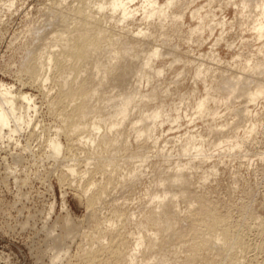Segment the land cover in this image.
I'll return each instance as SVG.
<instances>
[{
	"label": "bare ground",
	"instance_id": "bare-ground-1",
	"mask_svg": "<svg viewBox=\"0 0 264 264\" xmlns=\"http://www.w3.org/2000/svg\"><path fill=\"white\" fill-rule=\"evenodd\" d=\"M48 3L36 17L26 16L15 48L18 78L37 85L55 120L52 133L41 129L40 148L62 189L60 217L53 220V197L39 223L35 215L21 222L38 238L35 264H192L179 257L197 243L220 254L234 245L246 254L251 244L230 223L231 205L206 199L221 175L217 163L207 162L213 153L242 152L241 167L251 168L249 150L264 162V0ZM37 112L32 95L0 82V144L19 143L21 133L38 127ZM232 171L231 196L240 185L251 194L248 177ZM8 173L17 185L16 172ZM44 181L53 191L50 178ZM64 186L84 202L81 219L68 209ZM139 187L130 209L127 196ZM246 218L261 240L252 246L264 256V217L253 207ZM200 228L214 231L213 239L201 237Z\"/></svg>",
	"mask_w": 264,
	"mask_h": 264
},
{
	"label": "rangeland",
	"instance_id": "rangeland-1",
	"mask_svg": "<svg viewBox=\"0 0 264 264\" xmlns=\"http://www.w3.org/2000/svg\"><path fill=\"white\" fill-rule=\"evenodd\" d=\"M48 2H51V0H16L14 6L15 8L13 7L7 11L3 7V4H5V0H0V82L7 84L9 86H13L14 89H16L17 91L28 93L34 97V100L38 108V112H37L38 115L34 117L35 121H33V123L35 125L37 124L39 125L38 127L36 126L34 127L33 124L32 127L34 128H30L29 130L25 131V133L23 132L24 134L21 133L20 136L17 137L19 143H15L16 145L14 144V142H10V143L5 142L4 144L6 145L7 148L6 149L5 147H3L5 146L4 144L3 145L0 144V264H35V260L33 256L37 252L36 244L38 242L37 240L38 238L35 237L34 235L35 231H33L32 228H30L29 226H28L29 229L26 228L25 230L23 229L24 231H22L20 227L21 222L28 215H35L36 218L34 217V222L39 223V220H37L40 218L39 211L43 212L45 209H47L49 203H51V201L54 200L53 197L55 198V213L53 215V220L57 217H60L62 214L60 210L61 209L60 197H61L62 189L60 188L56 180L53 177H51V175H48V171L51 168L52 162L51 161L43 162L41 156V148L43 147L42 145L44 142L42 141L41 143V140H44L46 138L45 137L46 134H44L43 136L42 135L43 132H41L42 134H40V131L43 130L44 133L47 132L49 133L50 130L53 131L54 130L53 127L55 126V120L53 116L47 113L48 109L46 107V99L44 98L45 96L39 92V90L37 89V85L31 86L28 83L26 84L25 81H27L26 80L27 78L23 77L25 79L23 78L19 79L18 78L19 76H17L16 74V70L18 68L17 62L20 58V53L17 50H15V48L17 42L20 40L19 33L24 28V25L26 24L28 17H30L31 15L32 17H36L37 14L36 11H38L39 9H43L45 5L49 4ZM224 14H226V16L232 15L231 9L230 8L226 9L224 11ZM230 36L235 40H237V34L233 30L230 32ZM208 43L209 42L207 41V43L203 44L202 48L204 50H206V47H208L207 45ZM218 52L223 54L225 60L230 59V55H229L230 53L229 51L226 50V48L223 45H220L218 47ZM183 127L186 128V125L184 124L181 130H184ZM34 129L35 130L38 129L39 131L37 130L36 132ZM47 129L49 131L46 132L45 130ZM197 129L201 130L200 123H197ZM33 130L34 132H36L35 133L36 135L34 133L32 134ZM30 134L32 135L30 136ZM38 137L40 139H38ZM253 138H258V137H256L255 135L252 136L251 138L252 142L254 140ZM25 146L28 147L26 149L27 152L23 150ZM1 147L5 149L3 150ZM261 150L264 151V149L260 148V151ZM248 152L249 155L251 156V162L253 163V164L251 163L252 165L251 168L250 167L246 168L245 166L241 167L240 163L244 162L242 158V155L244 153L242 152H239V154L238 152H233V154L232 153L223 154V156H221L222 154H218V153L212 154V158L207 162V164L210 166L212 164L217 163L221 175L219 174L220 176L217 178L216 183H212L211 185H208L205 191V196L206 199L210 201L213 205L215 204L216 206H221L227 202L231 205L230 212H232L231 214H233L234 212L235 213L232 215V220L230 223H234L235 221L234 224L236 226L246 231L244 232L243 239L245 243L249 245L251 244L250 245L251 248L248 250V252H246V254L245 253L240 254L239 250H237V246L232 245V247H230L228 250L223 251L222 252L223 254L222 253L220 254L218 251H216L217 249L213 245L212 247L210 246V248H212L211 250L209 249L206 251V250H202V248L204 249L203 245L197 243L195 247L190 252H188V254L185 253L184 255L183 254L180 255L179 258L182 262L183 260L186 261L189 258L192 264H210L208 263L209 260L213 261L212 264H264L263 254L258 251L257 253L254 250V247L258 246L259 243L261 242L260 236L258 235L257 231H254L255 228H252L253 226L252 224H250L251 223L250 221L246 220L247 221L246 223V221L243 220V218L245 219L246 217H248V213H251L253 211V207L254 209H257L259 214L264 217V171H262L261 173H255L257 170L260 169L261 166H262L261 168L264 167L263 166L264 162L262 163L260 160H258V157H256L257 156L256 151L249 150ZM15 154L19 157H17ZM14 155L16 156V159H14ZM233 156L234 158H232ZM13 159L14 161H12ZM220 159L223 161L222 163L219 162ZM232 160L234 161L232 162ZM15 161L17 162L14 163ZM6 167L8 169H10L11 167L12 170L16 172V175L19 179V183L17 185L13 182V179L9 175L8 169ZM232 170L233 171L235 170L234 172L237 171L239 172V174H242L240 175V177L241 176L244 177L245 175L244 178L242 177L243 179H245V181L246 178L248 177L247 184L252 186L251 194L246 195V193H244L243 190L240 189L245 186L240 185L238 190L231 196V194L229 193V185L232 182L231 181ZM36 173L40 177L35 176ZM46 178H50V182L53 188V191L51 192L45 186L46 183L44 180ZM251 183L253 185H251ZM138 189L139 191L136 190L135 191L136 193L133 192L129 196H127L130 209H134V207H136V203L138 201L136 197L138 198L139 193L141 191L140 187ZM63 190H65L66 192L65 200L71 214L75 219H81L85 214V205L82 199H79L80 197H76L79 196L78 192L76 191V189L69 186L68 187L64 186ZM240 202L244 206V208L243 206L239 208L238 205L240 204ZM181 208H183L182 205ZM19 211L21 214L18 213ZM237 212L241 213L242 215L241 219L239 218L240 214ZM120 226H121L120 223H118L117 227L119 228ZM102 227L103 226H101L100 228ZM93 228L94 226L90 227L87 230L85 239L89 240V234L90 232L94 231ZM212 232L207 230L206 228H200L199 230L200 236L201 237L205 236V238H209V240L213 239V235L210 234ZM246 238L252 239L253 241L248 240ZM77 243L78 240L76 244ZM76 244L72 246V250H71L72 254H74L75 253L74 251H76V247H75ZM252 244L254 247L252 246ZM253 253L256 255H254ZM229 258H230V262H229ZM261 258H263V261ZM44 262L48 264L46 260Z\"/></svg>",
	"mask_w": 264,
	"mask_h": 264
}]
</instances>
